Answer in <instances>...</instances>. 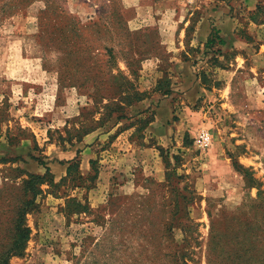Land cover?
I'll return each instance as SVG.
<instances>
[{"label":"rangeland","instance_id":"1","mask_svg":"<svg viewBox=\"0 0 264 264\" xmlns=\"http://www.w3.org/2000/svg\"><path fill=\"white\" fill-rule=\"evenodd\" d=\"M76 157L9 264H264V0H0V217Z\"/></svg>","mask_w":264,"mask_h":264},{"label":"trees","instance_id":"2","mask_svg":"<svg viewBox=\"0 0 264 264\" xmlns=\"http://www.w3.org/2000/svg\"><path fill=\"white\" fill-rule=\"evenodd\" d=\"M59 28L61 37L65 38L66 35H63V33L66 32V29L63 27ZM224 45L225 40L221 37L220 31L216 28L210 29L205 41V48L211 49L214 46L221 47ZM32 159L37 162L39 166L44 168L45 173L44 175L27 173V179L21 183V199L17 201L18 204L14 207L12 214L3 219L0 217V230L5 232L3 240L9 236L6 242L0 241V264H9L11 258L23 256L29 238V229L25 223V216L28 211L32 210L36 196L38 195V191H36L37 187L46 181L45 177L47 175H50V183L53 184L54 176L47 164L41 159ZM77 159L78 158L76 157L74 160L67 162V176H69L72 166L76 167V170L79 172L80 163Z\"/></svg>","mask_w":264,"mask_h":264},{"label":"built area","instance_id":"3","mask_svg":"<svg viewBox=\"0 0 264 264\" xmlns=\"http://www.w3.org/2000/svg\"><path fill=\"white\" fill-rule=\"evenodd\" d=\"M210 143H211L210 132L207 129H201L195 137V144L200 149H205L210 145Z\"/></svg>","mask_w":264,"mask_h":264},{"label":"crops","instance_id":"4","mask_svg":"<svg viewBox=\"0 0 264 264\" xmlns=\"http://www.w3.org/2000/svg\"><path fill=\"white\" fill-rule=\"evenodd\" d=\"M209 32H210V30H209ZM209 32L207 33V36H208ZM77 158H78L77 160L81 159L80 157H77ZM67 166H68V163H65L64 166H60V169H59V171H58L56 177H54V179H56V178H61L62 175L65 174V171H66V167H67ZM50 167H51V169L53 170V168H52V167H53V164H52V163H50ZM79 168H80V169L83 168V162H82V163L80 162V164H79ZM51 169H50V170H51ZM57 176H58V177H57Z\"/></svg>","mask_w":264,"mask_h":264}]
</instances>
